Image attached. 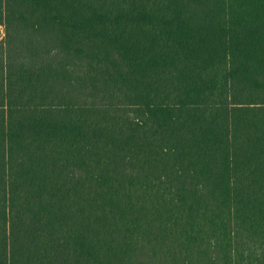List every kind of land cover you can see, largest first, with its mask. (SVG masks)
<instances>
[{"label": "trees", "instance_id": "trees-1", "mask_svg": "<svg viewBox=\"0 0 264 264\" xmlns=\"http://www.w3.org/2000/svg\"><path fill=\"white\" fill-rule=\"evenodd\" d=\"M0 264H264V0H0Z\"/></svg>", "mask_w": 264, "mask_h": 264}, {"label": "rangeland", "instance_id": "rangeland-1", "mask_svg": "<svg viewBox=\"0 0 264 264\" xmlns=\"http://www.w3.org/2000/svg\"><path fill=\"white\" fill-rule=\"evenodd\" d=\"M5 34V26H0V39L2 38V36Z\"/></svg>", "mask_w": 264, "mask_h": 264}]
</instances>
